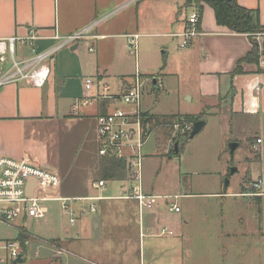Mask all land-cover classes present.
Instances as JSON below:
<instances>
[{
  "label": "crops",
  "instance_id": "1",
  "mask_svg": "<svg viewBox=\"0 0 264 264\" xmlns=\"http://www.w3.org/2000/svg\"><path fill=\"white\" fill-rule=\"evenodd\" d=\"M138 1L0 0V38H17L13 55L7 52L5 60L0 61L5 63L10 59L8 66L0 65V78L13 72V60L26 64L53 49L50 56L57 53L55 59L50 57L41 62L49 67L42 86L18 78L0 83V157L50 169L59 175L60 189L64 186V189L84 191L68 196L103 197L97 201L96 212L86 215L87 219L74 231L73 238L68 234L54 237L60 249L56 251L55 247L38 242L48 251H54L57 258L66 257L69 264L71 258V264H239L238 257L234 262L233 250L219 245L216 233L210 238L206 231H193L188 214L170 217L159 210L156 199L190 197L192 193L159 194L143 185L146 197L139 202L120 197L130 185L125 170L114 179L100 177L102 157L97 154L96 116L120 106V101L96 98L78 114L72 112L74 101L83 94L86 77H92L97 82L95 86L108 83L115 94L130 82L125 74L115 86L107 78L114 74L115 60L121 55L120 43L134 33L132 30L144 27ZM237 2L245 8L257 9L259 21L264 24V0ZM182 5L167 6L164 21L159 24L163 29L156 34L173 37L172 33L183 30L187 14L183 15ZM197 29L198 35L190 39L186 53L196 58L199 85L195 92L188 93V99L193 101L195 94L198 106L204 109L226 101L225 109L217 112L234 118L235 126L242 128L243 140L254 157L248 167L250 182L244 186L251 187L254 180L261 179L260 188L246 190L259 192L253 196L261 198L264 196V54L259 55L257 63L242 62L243 71L231 74L237 61L252 47L248 34L217 24L212 8L204 3ZM29 30H35L40 37L32 44L22 43L21 38ZM77 32H83L85 37L58 46L63 37ZM29 50L33 55H28ZM134 72L126 75L132 77ZM150 81L157 87L155 81ZM65 130L69 134L76 131L75 139L79 140L76 145L72 143L71 151L75 152L66 158L63 156ZM257 138L261 139L258 143ZM235 140L238 146L242 144V139ZM99 179L106 181L104 186L94 188L93 182ZM109 182L116 185L108 186ZM111 186L113 192H108ZM172 206L177 205L173 203L169 209ZM21 227L25 228L23 224ZM64 232L69 233L67 229ZM50 238L53 237L43 239Z\"/></svg>",
  "mask_w": 264,
  "mask_h": 264
},
{
  "label": "rangeland",
  "instance_id": "2",
  "mask_svg": "<svg viewBox=\"0 0 264 264\" xmlns=\"http://www.w3.org/2000/svg\"><path fill=\"white\" fill-rule=\"evenodd\" d=\"M137 4L142 12L144 27L132 30L139 34L136 53L131 51L133 47L128 38L124 42L119 39V42H123L119 48L121 55L115 60L114 74L107 81L115 86L124 74L126 80L130 81L131 76L126 73L138 69L143 79L142 108L153 114L158 122L150 125L152 131L142 149L143 185L159 194L192 193L190 197L156 199L160 203L159 210L170 217L186 213L192 220L193 231H206L210 238L216 233L219 245L233 250L234 262L238 257L239 264H264V196L257 198L242 194L252 189L244 184L250 182L248 167L254 158L251 148L243 140L242 128L235 126L234 118L224 117L225 114L217 112L225 106L226 101L204 109L198 106L195 94L193 101L188 99V93L195 92L199 85L196 58L186 53L190 44L182 47L180 37L156 34L163 29L159 24L164 21L162 17L167 12V6L183 4L182 13L188 15L191 7L196 8L195 0H139ZM156 20L161 21L158 23ZM253 38L259 50H262L264 33H253ZM29 54L33 55L30 50ZM56 54L47 59H55ZM7 59L0 65L8 66L10 59ZM151 75L156 77L157 87H153ZM197 113H203L204 125L194 137L188 138V134H181L173 127L178 122V116ZM245 124L249 126L248 121ZM177 134H181L180 137ZM63 135V156L66 158L75 152L71 151L72 143L76 145L79 140L75 139L78 137L76 131L69 134L65 130ZM175 138L178 153H172ZM236 138L242 139V144L231 154L229 144L237 142ZM232 168L235 171H231ZM225 180H228L227 185ZM110 184L112 182L108 186ZM113 186L109 187L108 192H113ZM56 193L68 196L80 195L84 191L64 189V186L60 189L59 185ZM173 203L180 208L179 213L170 211ZM42 205L47 210L42 218H16L8 224H0V239L20 241L25 253L23 261L16 264H69L66 257L57 258L54 251H48L44 244L41 246L38 242L51 245L57 251L60 247L54 237L69 235L73 238L74 231L87 216L79 217L72 226L61 209L60 201H46ZM21 224L29 232L20 228ZM66 229L69 233L64 232ZM49 237L53 238L43 239ZM3 254L4 251L0 249V255Z\"/></svg>",
  "mask_w": 264,
  "mask_h": 264
},
{
  "label": "built area",
  "instance_id": "3",
  "mask_svg": "<svg viewBox=\"0 0 264 264\" xmlns=\"http://www.w3.org/2000/svg\"><path fill=\"white\" fill-rule=\"evenodd\" d=\"M199 16V12L193 9L186 17L183 30L171 34L181 38L180 46L188 45L190 39L198 35ZM138 36L137 33L126 36L133 47L131 50L133 53H136ZM39 37L35 30H29V34L25 38H21V42L32 44L33 40ZM55 37L58 36L55 35ZM83 37H85L83 32L67 35L62 38L58 46L73 43ZM16 39V37L0 38V61L5 60L7 52L13 55ZM53 50L35 56L26 64L13 60V72L0 78V83L18 78L32 85L42 86L48 77L49 67L41 62L48 58ZM89 50L92 48L89 47ZM262 60L264 62V55ZM150 80H154L156 86L158 85L156 77L150 76ZM95 83L97 84L92 77H86L83 80V94L74 101L72 112L78 114L83 107L92 103L96 98L122 103V105L96 116L97 154L102 158H113L123 163L130 185L125 194L120 197L134 198L141 202L146 197L143 192L142 162L144 155L142 149L152 131L151 124L145 121L147 114L141 105L143 79L139 70L135 69L130 82L116 94L110 91L108 83L103 82L98 86H95ZM94 89L96 91L91 93ZM173 127L181 134H186L190 132L192 123L181 119L174 123ZM260 141V138L256 139V143ZM29 181L35 182L30 194L27 189ZM60 181L59 175L50 169L24 160L0 157V224L20 217L42 218L46 213V208L42 203L53 200L61 202V209L67 216L70 225H74L79 217L96 212L97 201L103 197L58 195L56 192ZM105 182L104 179H99L92 185L94 188H100L104 186ZM261 185L262 180L256 179L250 186L252 189H258ZM242 194L253 196L259 192L245 191ZM170 209L177 211L179 208L172 206ZM162 231L164 232L165 229ZM0 249L4 251V254L0 255V264H10L17 256H21L23 250L20 241L16 239H1Z\"/></svg>",
  "mask_w": 264,
  "mask_h": 264
},
{
  "label": "trees",
  "instance_id": "4",
  "mask_svg": "<svg viewBox=\"0 0 264 264\" xmlns=\"http://www.w3.org/2000/svg\"><path fill=\"white\" fill-rule=\"evenodd\" d=\"M202 3L212 8L217 24L223 25L233 32L248 34L252 43L250 51H248L243 58L237 61L236 67L233 69L231 74L243 71L241 66L242 62L257 63L259 55L264 54V44L263 49L259 50L257 42L253 38V33L264 32V24H261L259 21L258 10L245 8L241 6L237 0H195V9L199 12V14L202 12ZM145 114H147L145 121H148L153 125L158 124V122L156 123V117L153 114ZM180 118L184 121L193 123L195 120L203 119V113L180 115L177 117V121H181ZM186 134H189V132ZM177 135L180 137L181 134ZM174 140L177 141V138ZM178 152L179 148L177 153ZM172 153H175L174 148L172 149ZM123 170H125V168L120 160L113 158H102L100 160L99 173L102 178L114 179L121 176ZM19 236L21 237L20 233Z\"/></svg>",
  "mask_w": 264,
  "mask_h": 264
},
{
  "label": "water",
  "instance_id": "5",
  "mask_svg": "<svg viewBox=\"0 0 264 264\" xmlns=\"http://www.w3.org/2000/svg\"><path fill=\"white\" fill-rule=\"evenodd\" d=\"M154 81V80H153ZM204 125V121L202 119H198V120H195L193 123H192V128L188 134V138H192L194 137L200 130L201 128L203 127ZM238 146V143L237 142H231L229 144V151L230 153L232 154L233 151L235 150V148ZM178 151V145H177V141L174 143V152L177 153ZM231 171H235V168H232ZM35 182L34 181H29L28 182V194L31 193V190H32V187L34 186ZM228 184V180H225V185ZM23 261V258L19 255L17 256L16 259L12 260V262L10 264H16L17 262H22Z\"/></svg>",
  "mask_w": 264,
  "mask_h": 264
}]
</instances>
